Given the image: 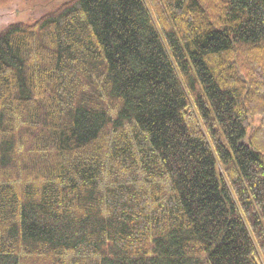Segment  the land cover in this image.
Wrapping results in <instances>:
<instances>
[{"label":"trees","instance_id":"1","mask_svg":"<svg viewBox=\"0 0 264 264\" xmlns=\"http://www.w3.org/2000/svg\"><path fill=\"white\" fill-rule=\"evenodd\" d=\"M0 264H264V0L1 27Z\"/></svg>","mask_w":264,"mask_h":264},{"label":"rangeland","instance_id":"2","mask_svg":"<svg viewBox=\"0 0 264 264\" xmlns=\"http://www.w3.org/2000/svg\"><path fill=\"white\" fill-rule=\"evenodd\" d=\"M67 0H6L0 5V28L12 23H34ZM259 118L253 122L259 124ZM254 126V127H255Z\"/></svg>","mask_w":264,"mask_h":264}]
</instances>
